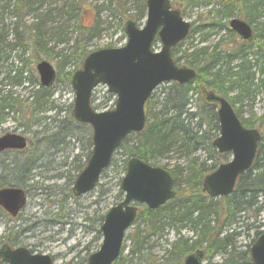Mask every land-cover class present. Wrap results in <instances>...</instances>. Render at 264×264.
<instances>
[{
    "label": "trees",
    "instance_id": "trees-1",
    "mask_svg": "<svg viewBox=\"0 0 264 264\" xmlns=\"http://www.w3.org/2000/svg\"><path fill=\"white\" fill-rule=\"evenodd\" d=\"M42 1L0 0V21L9 16L16 20L12 28L14 36L10 37L7 29L4 31L3 27L0 28V61L7 59L12 50L15 51V57L22 64L26 61L23 57L25 53L37 58L38 61L40 59L38 49H42L45 55L54 54L58 58L55 82L65 81L70 85L71 75L77 68L73 66L64 70V67L72 63L74 59L82 61L84 56L91 51L86 50L85 44L89 38L99 33L97 14L93 15L92 21L84 24L81 19L84 11L89 9L85 8L87 0H50L54 3L51 11L46 9L41 16L26 27L22 21L24 13L36 10ZM127 1L105 0L102 7L110 11L113 16L120 14V18L122 16L125 20L130 17L135 21L142 19L145 15L146 0H133L135 4L133 14L126 13ZM215 2L219 3V8L223 11L220 12L219 8L208 9L206 18H210L206 20L207 22H202L203 25L209 27L208 30L199 32L198 25L191 22V28L186 37L187 45L182 49L180 48L181 42L171 49L175 62L193 67L197 72L196 77L183 84L167 83V87L161 95H158L156 101H153L151 95L145 103L146 116L151 115V121L147 117L143 130L126 136L115 152L123 156L120 164L122 169L125 168L127 158L132 156L156 165L154 161L172 150L181 149L184 154L191 155L201 148L206 153V158L201 161L195 156L189 159L184 169L177 165L171 169L167 168L174 178L177 190L172 199L154 210L146 206L138 208L135 221L140 217L143 218L147 231L143 236H138L136 233L132 235L133 249H139L143 239L150 235H163L165 229L172 231L176 236L168 243L165 254L154 260L153 264H182L183 257L196 250H201L203 258L208 262L218 252L226 254L222 261L214 264H251L248 259L249 244L243 246L237 244L238 237L243 232L240 228L244 227L246 231L249 228L253 229L252 242L264 226V15L258 9L264 7V0H215ZM198 3L208 4L209 1L171 0V4L179 8L182 15L184 14L181 10L182 5H197ZM92 8L95 10L96 6ZM234 9L243 11L245 20L255 23L252 40L243 41L227 28L224 20L232 15ZM51 12L59 22L45 27L47 21L49 22L48 16ZM218 13L221 14L220 17L215 18ZM60 17L63 18L59 19ZM260 17L263 19L259 21ZM70 20L74 22L71 27L75 33L71 50L52 53L55 43L69 41V39H63L62 29L64 23L68 24ZM21 26L22 29L18 31V27ZM120 26L123 30L122 23ZM220 27L229 31L228 37L219 35L216 38L214 36L215 40L211 41L209 37L216 34L212 31ZM48 40L54 42L52 47H47ZM156 41L157 38L153 45ZM2 65L0 64V73ZM23 67V65L16 67L13 74H11L12 67H5L4 74L0 76V88L1 85L3 86L0 90H5V86L10 84L21 86L28 82L34 85L26 98L14 95L15 92L11 89H6L4 93L0 91V123L5 114L12 112V115H19L16 119L26 129L32 128L34 123H38L39 127L44 124L41 127L42 130L33 131V134L39 137L36 139V145L48 146L47 148L50 149H64L67 146H74L76 142L80 144L82 155L85 158L81 161L80 154L73 155L76 165L73 173L64 180V183L61 186L40 184L48 196L60 194L62 204L65 198L73 197L71 184L90 154L91 130L88 125L74 121L71 116V105L67 108L66 114L59 117L62 108L54 103L52 85L42 86L35 75L31 77L23 75ZM61 71L63 76L60 77L59 72ZM196 89L200 90V93L198 98L194 99L196 101L194 110L192 101ZM208 91L225 97L243 126L256 128L260 132L251 167L237 177L234 189L229 195L217 198L208 197L201 187L203 176L217 167L220 158L223 162L227 161L226 155H228V153L217 152L212 144L218 135L219 126L216 104L205 100V94ZM255 91L261 93L263 110L259 115L244 118L240 114V106L236 107L234 103L241 105L244 98L247 95L253 97ZM96 106L92 105L94 109L97 108ZM51 110H54V114L49 116L45 114ZM33 111L37 113V116L30 120L29 115ZM46 118L49 122L44 121ZM27 139L28 145L34 143L32 137L27 136ZM26 150L27 147L22 151H13L17 159L0 166V186H19L28 192L31 185L37 183L30 182L34 176L38 175L31 171L39 167L36 162L40 160V155L37 159L29 156L26 158L27 162L24 163L18 157ZM7 152H1L0 156ZM115 162L112 156L109 165H115ZM0 214L5 215L1 208ZM54 217L57 223L59 214H54ZM102 219L103 214L97 218L98 238L101 237L98 228ZM249 219H251L250 222ZM181 230L191 231L192 235L184 236L180 233ZM12 242L15 243V240ZM88 249L87 247V254H89ZM123 249L124 245L122 251ZM85 261L86 258L82 263ZM117 262L118 260L113 264ZM0 264L4 263L0 261Z\"/></svg>",
    "mask_w": 264,
    "mask_h": 264
},
{
    "label": "water",
    "instance_id": "water-1",
    "mask_svg": "<svg viewBox=\"0 0 264 264\" xmlns=\"http://www.w3.org/2000/svg\"><path fill=\"white\" fill-rule=\"evenodd\" d=\"M228 26L242 39L252 38L251 26L246 21L233 17ZM189 28L190 22L183 19L178 9L171 7L170 0H146L144 25L138 27L133 18L124 23V45L89 52L73 72L70 79L74 92L71 115L92 130L89 158L71 186L75 196L94 188L123 138L144 128V105L155 87L169 81L181 84L195 77L193 68L178 66L171 56V48L187 36ZM156 36L161 44L158 51L152 50ZM35 69L40 84L51 85L55 78L54 66L41 59ZM99 83L115 94L112 109H92L91 92ZM206 100L217 104L219 134L213 144L219 152H230L231 159L220 163L203 177L202 189L210 197L227 196L232 192L237 176L251 167L260 134L258 130L241 124L223 96L208 92ZM25 146L23 135L5 133L0 136V151ZM173 185L168 170L135 156L129 157L119 184L123 199L105 212L99 227L100 246L87 257L86 264H112L121 253L125 231L135 220L137 206L134 203L155 209L174 197ZM25 201L26 195L21 187H0V206L11 216L18 213ZM202 255L201 250L189 253L182 264H207ZM248 258L252 264H264V230L249 246ZM0 259L7 264H53L48 254H33L25 247L11 248L6 243L0 246Z\"/></svg>",
    "mask_w": 264,
    "mask_h": 264
},
{
    "label": "rangeland",
    "instance_id": "rangeland-1",
    "mask_svg": "<svg viewBox=\"0 0 264 264\" xmlns=\"http://www.w3.org/2000/svg\"><path fill=\"white\" fill-rule=\"evenodd\" d=\"M208 1V4H185V6L182 5L181 8V10L184 11L183 17L186 20L194 22V24L198 25L199 32H204L209 28L202 23L207 22L206 20L210 18H206L208 9L219 8V3H216L215 0ZM53 4L54 3H52L50 0H43L41 5H38L36 10L25 12L22 21L25 23L26 27L35 21L37 17L41 16L46 9H50L51 11V9L54 7ZM103 4H105V0H87L85 3V8L89 9L84 11V15L81 19L82 23L87 24L88 21H92L93 15L96 13L99 28L98 35L89 38L85 44L86 50L88 51L103 47L122 46L126 40L124 31L120 26V23L124 24L125 19L122 16L120 18V14L115 16L111 15L110 11L104 10L102 7ZM93 6H96L95 10L92 8ZM126 8V13L133 14L135 12V4H133V0L127 1ZM219 9L220 12L223 11L222 8ZM258 9L261 10L264 15V7ZM220 15V13L216 14L215 18H219ZM231 16H238L242 19H245L244 12L238 9H234ZM62 18L63 17H60L59 19ZM229 18L224 20L226 26ZM262 19L263 17H260L258 20L260 21ZM48 20L49 22L47 21L45 27L55 25V23L59 22L57 17H55L52 12L49 14ZM14 21L16 20L11 16L7 18L5 17L2 21H0V28L3 27L4 31L7 29L10 33V37L14 36V32L12 30ZM73 23L74 22L70 20L68 24L64 23L65 25H63V39H69L68 42L55 43L54 45L53 41L48 40V48L50 46L52 47L53 45L55 46L52 50V53L60 52L61 50L63 52L71 50L72 43H74L73 39L75 38V33L71 27ZM136 23L138 26H142L144 24V17L140 20H137ZM250 24L252 27H255V23ZM21 29L22 26L18 27V31ZM45 30H47V28H45ZM212 32H216V34L209 37L211 41L215 40V37L217 38L219 35H224V37H228L229 35V31L223 27L215 28ZM194 42H196V40H194ZM187 43L188 41L185 39L181 43L180 48L183 49ZM159 48L160 43L157 42L154 49L158 50ZM38 50L39 58L48 60L57 71L56 64L58 58L54 54H51V56L45 55L46 53L41 51L42 49ZM9 54L10 55L7 57V59L0 61V64H3L1 67L2 71L0 76L4 74L5 67H12L11 74H13V70L16 67L23 65V75L29 77L35 75L38 79L37 72L35 70L37 58L25 53L23 57L26 59V61L22 64L15 57L14 50L10 51ZM179 62L182 63V61ZM80 64L81 61H79V59H74L72 63H68L64 67V70H68L73 66L79 68ZM59 75L60 77L63 76L62 71L59 72ZM33 87L34 85L26 82L21 86L12 84L6 85L5 90L11 89L13 92H15L14 95H19L20 98H26L29 90H32ZM166 87L167 83H162L153 91V101H156L158 95H161ZM2 88L3 86L1 85L0 89ZM5 90L3 89L0 91L1 93H4ZM51 90L54 93V103L62 108V111L59 113V117H63L66 114L67 108L71 105V110L72 107L74 93L71 85H68L65 81L53 82ZM199 93L200 90L196 89L192 104L196 102L194 99L198 98ZM229 95L231 96L232 94L230 93ZM91 101L92 105H97V110H103L113 105L114 98L107 92L106 86L100 84L94 89ZM195 104L192 107L194 110ZM238 105L240 106V114L244 118L261 114L263 110L261 93L255 91L253 97L247 95L242 101L241 105L237 102L234 103V106L238 107ZM33 112L31 115H29L30 120L37 116V113ZM45 114L48 116L54 114V110L47 111ZM147 117L148 120L151 121V115L148 114ZM16 118H19V115H12V112L4 115V119L0 123V135L7 132H14L32 137L34 143L28 145L26 152L20 153L18 158L26 163L27 157L31 156L37 159V157L40 155V160L36 162V165L39 167L31 171L36 173L35 175H38L34 176L33 180L30 182L32 183L34 181L37 183H33L27 192L26 204L20 211L19 218L10 219L8 216L0 214V244L3 241L1 235L4 234L7 235L11 240L18 238V242L16 243H19L20 245H25L29 248H32L36 252L49 254L53 260V264H78L79 262L84 264L82 263L83 259L88 255L86 248H89V253L93 252L98 249L101 242V237L98 238L96 234L98 216L104 214L111 205H114L123 197V192L119 188V182L124 174L125 169H122V166L120 165L123 156L118 154V152L113 155V159L116 161L115 165L117 164V166L109 165L100 175L99 182L95 188L77 197H67L65 198L66 200L61 204L60 199L62 196L60 194H50L48 196L41 188L40 184H42V186L47 184H51V186H61L64 183V180L73 173V169L76 165L73 155H76L77 153L80 154L81 161H83L85 158L82 155L83 153L80 144L76 142L74 146H67L64 149H50L47 148L48 146L36 145V139L39 137L34 135L33 131L35 129L42 130L43 128L41 129V127L44 124L39 127L38 123H34L32 128L30 127L29 129H26L22 123V125H20L18 119ZM44 121L49 122V119L46 118ZM194 156L198 157V160L201 161L202 159L206 158V153L201 148L196 152L191 153V155L184 154L183 150L181 151V149L176 151L172 150L165 153L154 162L156 165L165 166L168 169H171L176 165L184 169L187 166L189 159L193 158ZM226 156L227 160L231 158L229 153ZM15 159H17V157L14 152L8 151L7 153L0 156V166L8 164ZM219 160L220 162H223L222 158ZM138 206L142 207L143 205L138 204ZM56 213L59 214V221L57 223H55L54 219V214ZM250 221L251 219H249V222ZM21 228H24L25 231L21 232ZM240 230H243V232L242 235L238 237L239 239L237 244L240 246H243L244 244H250L251 238L253 236V229L249 228V230L246 231L244 230V227H242ZM146 231L147 229H145V223L141 217L138 218L133 223V225L126 230L125 240L123 243L124 249L118 259L117 264H153L152 262L154 260L162 257L165 254V249L168 248V243H170L176 237L172 231H167L165 229L163 235H150L143 239L139 249H133L132 235L136 233L138 236H143ZM180 233L184 234V236L192 235L191 231L187 230H181ZM246 233L248 235H246ZM14 237L16 238L13 239ZM225 256V253L218 252L209 260V262L207 259L206 261L209 264L218 263L222 261Z\"/></svg>",
    "mask_w": 264,
    "mask_h": 264
},
{
    "label": "flooded vegetation",
    "instance_id": "flooded-vegetation-1",
    "mask_svg": "<svg viewBox=\"0 0 264 264\" xmlns=\"http://www.w3.org/2000/svg\"><path fill=\"white\" fill-rule=\"evenodd\" d=\"M8 218H10V219H16V218H19V214H17L15 217H8ZM20 231V230H19ZM25 231V229L24 228H21V232H24ZM1 237H2V239H3V241L1 242V244L2 243H7V244H9L10 246H11V248H14V247H18V246H23V247H26L27 249H29V251L31 252V253H39V252H36L34 249H32V248H29V247H27V246H25V245H20L19 243H16V242H18V238H16V237H14L13 239H15L16 241H15V243H13L12 241L13 240H11L7 235H4V234H2L1 235ZM0 244V245H1Z\"/></svg>",
    "mask_w": 264,
    "mask_h": 264
}]
</instances>
